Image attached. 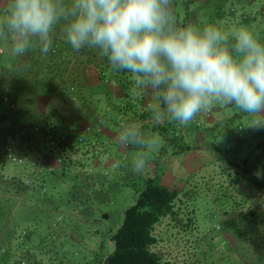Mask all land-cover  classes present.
Masks as SVG:
<instances>
[{
	"label": "rangeland",
	"instance_id": "1",
	"mask_svg": "<svg viewBox=\"0 0 264 264\" xmlns=\"http://www.w3.org/2000/svg\"><path fill=\"white\" fill-rule=\"evenodd\" d=\"M170 5L179 28L203 30L212 25L231 39L234 29L245 27L263 39L264 0H170ZM100 62L98 55L95 64ZM105 68L108 72L101 85L90 83L84 98L74 102V110L83 108L61 119L82 127V138L92 136L91 142L95 141L90 150L85 149L89 145L77 147L73 138L61 151V164L53 170L43 165L36 172L33 160H27L33 153L28 151V142L14 139L7 146L0 142L5 149L0 150V203L8 211L7 224L0 227V254L8 243L11 258L7 264H100L112 251L110 237L122 224L124 211L134 205L146 179L154 177L164 187L179 191L177 215L164 218L154 230L157 243L151 251L163 262L264 264L239 235L256 221L257 240L263 243L264 191L239 181L238 169L227 161L245 160L255 166L258 177L264 176V126L249 127L254 119L264 123V115L252 116L234 104L214 103L187 125L175 121L156 125L151 115L143 118L156 104L155 97L138 89L142 94L136 98H108V89L119 83ZM93 69L96 75L100 73L97 66ZM125 81L132 89V76ZM8 103L12 101L7 95L0 98V115L6 108L11 110ZM126 123H135L159 142L141 174L132 171L140 149L131 145L122 149L118 141ZM7 149L22 163L8 160ZM42 150H36L39 160ZM41 173L43 181L39 182ZM0 264H4L1 259Z\"/></svg>",
	"mask_w": 264,
	"mask_h": 264
},
{
	"label": "clouds",
	"instance_id": "2",
	"mask_svg": "<svg viewBox=\"0 0 264 264\" xmlns=\"http://www.w3.org/2000/svg\"><path fill=\"white\" fill-rule=\"evenodd\" d=\"M57 35L70 46L66 57L98 49L113 71L132 76L133 95L153 93L156 125H187L214 103L264 115V43L245 27L234 29L231 39L212 25L176 27L170 0H12L0 20V45L15 59L36 48L47 57ZM260 126L254 119L249 127ZM118 141L122 149H140L135 174L159 146L135 123L122 125Z\"/></svg>",
	"mask_w": 264,
	"mask_h": 264
},
{
	"label": "trees",
	"instance_id": "3",
	"mask_svg": "<svg viewBox=\"0 0 264 264\" xmlns=\"http://www.w3.org/2000/svg\"><path fill=\"white\" fill-rule=\"evenodd\" d=\"M171 11L175 16L176 13L172 8ZM175 26L178 27V23H175ZM260 37H263V39L259 41L264 43V34ZM96 53L99 55V50H97ZM100 58L103 62L97 63V67L100 68L98 76L101 80L108 72V68H105L106 70L103 69L104 66L109 68L110 66L106 57L100 56ZM109 70L111 75L114 76L113 78L116 79L115 83L118 82L122 89L125 88L131 91V88H128L122 80L123 76L131 77L129 73L126 71L115 72L111 68ZM59 85L60 82L56 76L43 77L40 83L36 84V87L40 88V95L46 97L43 98L42 101H49V97L54 94ZM64 86H66V84H64ZM0 87L2 93L0 98L7 95L8 98H11L12 104L14 105L10 110L11 113L7 116V131L3 136V139L0 134L3 146L9 145L11 142V144H13L15 141L14 139L19 140V142L23 139V142L26 141L29 143V141H32V145H39V147L44 149L48 148L53 151L54 149H63L64 145L67 146L65 143L69 144L70 140L79 137L75 131L76 129L70 131L71 133L67 135V137H63L62 134H56V132L46 131V128L50 126L49 122L53 120L52 116L46 118L41 113L25 114L19 108V106L21 107L22 100L13 98L10 93L11 90L7 85L0 84ZM148 92L151 93L150 91ZM71 100L74 102L78 101L77 98ZM150 115L151 111L145 112L143 118ZM35 134L40 137L38 143L36 142L37 136H32ZM7 135H9V140L5 139V136ZM71 135L72 138L70 139L69 137ZM6 142H8V144ZM50 142L53 143L52 148L49 146ZM227 161L230 167L238 169L236 176L239 181L256 191H264V176L260 178L254 173V165L252 166L245 160L239 163L228 159ZM60 163H62V161H60ZM178 195V189H168L164 187L159 183L158 177L146 179L143 189L135 197L134 205L124 211L122 224L110 237L112 251L101 260L100 264H169L168 262H163L162 258L157 253L151 251V248L157 243V239L154 235L155 227L164 218L177 215L175 201ZM7 216L8 211L6 207L4 204L0 203V227H4L7 224ZM259 232V224L256 221H253L247 224V226L239 232V235L244 241H247L248 244L253 247L261 258L264 259V250L262 249L264 239L261 241L263 243L260 244L258 242L257 237ZM2 247L5 250H2L3 252L0 254V259L2 263L7 264L11 258L10 246L8 243H5Z\"/></svg>",
	"mask_w": 264,
	"mask_h": 264
},
{
	"label": "crops",
	"instance_id": "4",
	"mask_svg": "<svg viewBox=\"0 0 264 264\" xmlns=\"http://www.w3.org/2000/svg\"><path fill=\"white\" fill-rule=\"evenodd\" d=\"M11 3L12 0H0V20L7 16ZM56 32H59V27L56 28ZM65 50L71 51L70 46L60 39L59 35L55 37L53 41V50L47 57H43L39 49L36 48L30 49L24 57L15 59L6 52L3 45H0V84L7 85L11 90L10 93L13 98L22 100L21 107L19 106V108L25 114L41 113L46 118L52 116L53 120L49 122L50 126L46 128V131L61 132L60 134H62L63 137H67L68 133H71L70 131L76 129L75 131L79 137L74 138L73 143L80 148L89 145L88 148L85 147V149L90 150V146H92L95 141L91 142L90 139H92V136L87 134L82 138L79 135L82 127L80 128L79 125L78 127L73 126L71 123H64L61 119L64 118V115L66 116V114L70 112L75 113L76 110L79 112L80 109L83 108V106H81L74 110L76 103L71 99L77 98L80 100L84 98V93L88 90L90 83L96 82L101 85L102 80L95 74V69H93L98 65L95 64V54L98 56L96 53L98 49L84 48L80 52L73 53L67 57L64 55ZM45 76H56L60 82L59 87L54 94L49 97V101L47 102L42 101V99L46 97L40 95V88L36 87V84L40 83L41 79ZM125 78L126 77L123 76L122 80L123 83L126 84ZM112 80H114V82L116 81V79ZM64 84H66V86H64ZM143 92L145 93H143V95H146L148 91L145 90ZM79 93L80 95H78ZM108 93V98L118 100L128 97L129 95L136 98L138 95L142 94L141 92H136V94L133 95L132 91L125 88L122 89L120 84L115 87H110ZM149 95L154 97L151 93H149ZM66 102L70 103V105ZM97 103L98 102H94L95 105H97ZM133 104L135 105V101ZM10 113L11 112L6 108L3 110V114L0 115V127L3 126V130L1 131L0 129V134L2 136L6 134L7 116H9ZM32 136H37V143L40 141L39 135L35 134ZM11 143L9 145H12ZM65 144L67 146L69 145L67 143ZM67 146L64 145L63 149H54L53 151L48 148H42L41 160H43L45 164L43 165L51 170L56 168L61 164V151ZM1 148L2 150L4 149L0 146V150ZM37 149H41V147L34 144L30 145L28 151L33 153L28 155L27 160L32 161L34 156L38 157V153H36ZM43 176L44 174L41 173L36 180L42 182Z\"/></svg>",
	"mask_w": 264,
	"mask_h": 264
},
{
	"label": "built area",
	"instance_id": "5",
	"mask_svg": "<svg viewBox=\"0 0 264 264\" xmlns=\"http://www.w3.org/2000/svg\"><path fill=\"white\" fill-rule=\"evenodd\" d=\"M3 101L4 102H7L8 101V99H7V97H5L4 99H3ZM8 106H9V108H13V104L12 103H8L7 104ZM0 142H1V139H0ZM7 144H8V142H6ZM29 144L30 145H32V141H29ZM49 146H50V148H52L53 147V143L52 142H50L49 143ZM7 151H8V155H7V159L8 160H10V161H12V162H16L17 164H21L22 163V160L20 159V158H17V157H15L14 155H12L11 153H10V149H7ZM43 164H44V161L43 160H39L37 157H33V166L35 167V171L37 172V171H39V169H41V167L43 166ZM32 182V180H27L26 181V183H31Z\"/></svg>",
	"mask_w": 264,
	"mask_h": 264
}]
</instances>
